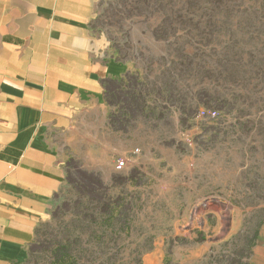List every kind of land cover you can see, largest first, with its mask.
<instances>
[{
	"label": "rangeland",
	"instance_id": "1",
	"mask_svg": "<svg viewBox=\"0 0 264 264\" xmlns=\"http://www.w3.org/2000/svg\"><path fill=\"white\" fill-rule=\"evenodd\" d=\"M93 29L128 72L55 134L67 181L23 264H239L257 231L264 264V0H101Z\"/></svg>",
	"mask_w": 264,
	"mask_h": 264
},
{
	"label": "crops",
	"instance_id": "2",
	"mask_svg": "<svg viewBox=\"0 0 264 264\" xmlns=\"http://www.w3.org/2000/svg\"><path fill=\"white\" fill-rule=\"evenodd\" d=\"M101 0H0V264H23L67 181L54 140L106 105L127 64L93 29Z\"/></svg>",
	"mask_w": 264,
	"mask_h": 264
},
{
	"label": "trees",
	"instance_id": "3",
	"mask_svg": "<svg viewBox=\"0 0 264 264\" xmlns=\"http://www.w3.org/2000/svg\"><path fill=\"white\" fill-rule=\"evenodd\" d=\"M114 81H110V82H106L105 83V88H108V86L110 85V83H113ZM39 233V228L37 229V232H36V236L38 235ZM259 237V233L258 231L254 233V236L252 237V241L250 243H248V245L246 246V252H247V255H244L243 259H240L238 261L239 264H249L248 260L250 259L251 257V254L253 252V248H254V243L257 238ZM33 246V245H32ZM31 248V247H30ZM32 249V248H31ZM63 264H77V262L71 260V261H67V263H63Z\"/></svg>",
	"mask_w": 264,
	"mask_h": 264
},
{
	"label": "built area",
	"instance_id": "4",
	"mask_svg": "<svg viewBox=\"0 0 264 264\" xmlns=\"http://www.w3.org/2000/svg\"><path fill=\"white\" fill-rule=\"evenodd\" d=\"M129 163V158L128 157H121L115 162V169L118 171L123 170L125 165Z\"/></svg>",
	"mask_w": 264,
	"mask_h": 264
}]
</instances>
